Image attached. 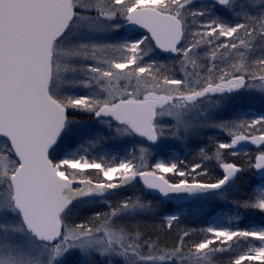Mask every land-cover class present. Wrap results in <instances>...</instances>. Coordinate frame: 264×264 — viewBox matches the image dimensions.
Returning a JSON list of instances; mask_svg holds the SVG:
<instances>
[{
    "label": "snow or ice",
    "instance_id": "obj_1",
    "mask_svg": "<svg viewBox=\"0 0 264 264\" xmlns=\"http://www.w3.org/2000/svg\"><path fill=\"white\" fill-rule=\"evenodd\" d=\"M0 264H264V0H0Z\"/></svg>",
    "mask_w": 264,
    "mask_h": 264
},
{
    "label": "trees",
    "instance_id": "obj_2",
    "mask_svg": "<svg viewBox=\"0 0 264 264\" xmlns=\"http://www.w3.org/2000/svg\"><path fill=\"white\" fill-rule=\"evenodd\" d=\"M184 207L189 213L188 223L196 224L201 222L202 219H206V217H203L202 213L197 210L201 206L198 205L196 202L189 201L184 205Z\"/></svg>",
    "mask_w": 264,
    "mask_h": 264
}]
</instances>
